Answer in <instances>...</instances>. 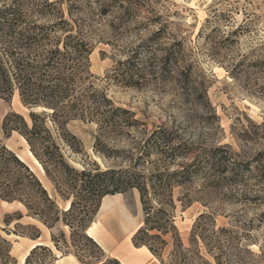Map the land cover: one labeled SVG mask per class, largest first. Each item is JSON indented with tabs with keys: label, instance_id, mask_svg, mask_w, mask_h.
Returning <instances> with one entry per match:
<instances>
[{
	"label": "trees",
	"instance_id": "obj_1",
	"mask_svg": "<svg viewBox=\"0 0 264 264\" xmlns=\"http://www.w3.org/2000/svg\"><path fill=\"white\" fill-rule=\"evenodd\" d=\"M85 1L0 0V98L9 99L17 90L23 105L30 109L28 117L16 111L5 115L4 137L19 133L61 198L71 201L68 209L60 208L31 167L0 141V200L21 203L27 215L51 230L53 243L35 245L20 263L12 254V242L0 235V264H55L68 254L75 255L81 264H123L87 230L105 196L134 189L140 194L144 213L143 225L132 237L136 247H147L160 264H232L220 254L222 245L207 242L199 222L192 228L190 247L184 245L175 222L173 189L198 178L231 180L237 186L257 178L264 185V150L252 160L239 161L232 159L229 150L220 146L199 148L179 130L165 126L144 130L136 156H122L125 152L110 147L102 133L138 132L141 121L130 109L117 106L93 81L90 56L96 43L92 24L74 15ZM96 2L105 15L113 9L117 12V22L111 25L115 29L135 20L145 7L144 0ZM164 31L162 26L127 58L117 60L109 77L123 86H144L145 65L152 58L144 46L154 38L159 40ZM162 57L164 69L179 61L174 45L166 47ZM74 120L97 124L94 149L98 154L121 157L130 165L102 169L70 163L68 157L85 155L81 139L69 127ZM155 157L163 163L157 164ZM187 158L191 161L178 164ZM23 217L21 210L5 214L4 229ZM205 217L201 214L198 220ZM15 226L17 229L6 230L7 234L32 239L41 236L35 225ZM169 235L172 250L165 258Z\"/></svg>",
	"mask_w": 264,
	"mask_h": 264
},
{
	"label": "rangeland",
	"instance_id": "obj_2",
	"mask_svg": "<svg viewBox=\"0 0 264 264\" xmlns=\"http://www.w3.org/2000/svg\"><path fill=\"white\" fill-rule=\"evenodd\" d=\"M144 4L135 20L116 29L111 25L117 22V12L113 9L105 15L96 0L85 1L74 14L92 24L96 43L90 56L93 81L117 106L130 109L141 121L138 132L107 131L101 138L125 152L122 156H136L144 130L165 126L179 130L199 148L220 146L233 153L232 159L252 160L264 150V0H144ZM162 26L163 36L144 46L152 54L145 65L144 86H123L109 77L117 60L127 58ZM171 45L179 61L164 69L162 56ZM12 111L26 117L30 112L17 90L9 99L0 98V141L22 158H29L48 187L43 168L26 140L17 132L8 139L4 137L2 122ZM69 127L85 149V155L68 157L76 167L130 165L129 160L105 158L95 151L99 135L96 123L74 120ZM153 160L163 163L157 157ZM190 161L180 159L178 164ZM52 194L55 196L53 189ZM122 194L128 214L138 225L136 232L144 221L140 194L137 189ZM173 197L175 222L186 247H190L192 228L199 222L207 242L222 245L220 254L232 264H264V185L257 178L241 186L231 180L198 178L175 187ZM20 208L17 203L0 202V235L12 242L15 256L23 254L30 241L20 238L28 236L7 234L6 230L15 231L19 222L4 229L3 218ZM201 214L206 217L198 220ZM113 217L125 219L122 212ZM20 224L32 225L34 221L27 217ZM47 239L48 232L43 229V240ZM167 240L165 258L172 250L170 235ZM21 243L23 246L16 248Z\"/></svg>",
	"mask_w": 264,
	"mask_h": 264
},
{
	"label": "crops",
	"instance_id": "obj_3",
	"mask_svg": "<svg viewBox=\"0 0 264 264\" xmlns=\"http://www.w3.org/2000/svg\"><path fill=\"white\" fill-rule=\"evenodd\" d=\"M28 144V143H27ZM30 148V147H29ZM32 153V152H31ZM21 157V156H20ZM22 158V157H21ZM35 172L36 168L30 165L29 158H22ZM39 162V161H38ZM42 167V165H41ZM43 168V167H42ZM44 171V169H43ZM36 173V172H35ZM37 174V173H36ZM39 177V175L37 174ZM44 177L48 187L44 184L49 194L56 200L57 204L62 209H68L70 207V200H64L58 194L55 189L52 181L48 178L47 174L44 171ZM52 189L55 192V196L52 194ZM122 193L107 195L103 198L101 207L91 224L88 228L87 232L90 236H92L101 246L102 248L110 255L118 258L123 264H160L159 260L149 251V249L145 246L136 247L133 244L132 237L134 235L135 230L138 225L132 219V217L128 214L126 206L122 200ZM60 198L62 202H64V206L58 200ZM1 203L5 204H14L17 203L20 205V210L24 213V217L19 220V223H23V220L27 217L31 218L34 221V224L41 230V236L38 239H32L30 237H20L23 239H28L30 241V245L28 249L21 255L15 256L13 254L15 247L12 244V254L20 261H22V255H28L30 250L37 244H46L52 245L51 238V230L44 225L38 218L27 215L26 208L18 202H5L0 200ZM117 212H122L125 216L124 220L118 219L116 220L113 217V214ZM24 225V224H23ZM43 229L48 232V239L43 240ZM23 244H19L16 248H20ZM27 253V254H26ZM25 256V258H26ZM24 258V260H25ZM23 260V262H24ZM55 264H81L77 257L73 254H68L63 257H60Z\"/></svg>",
	"mask_w": 264,
	"mask_h": 264
},
{
	"label": "water",
	"instance_id": "obj_4",
	"mask_svg": "<svg viewBox=\"0 0 264 264\" xmlns=\"http://www.w3.org/2000/svg\"><path fill=\"white\" fill-rule=\"evenodd\" d=\"M22 159V158H21Z\"/></svg>",
	"mask_w": 264,
	"mask_h": 264
}]
</instances>
